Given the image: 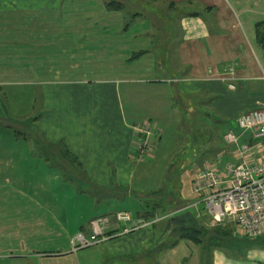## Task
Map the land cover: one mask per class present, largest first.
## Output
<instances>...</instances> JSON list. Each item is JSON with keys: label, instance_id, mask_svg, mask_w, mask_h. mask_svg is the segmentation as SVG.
Here are the masks:
<instances>
[{"label": "crops", "instance_id": "0c3cea01", "mask_svg": "<svg viewBox=\"0 0 264 264\" xmlns=\"http://www.w3.org/2000/svg\"><path fill=\"white\" fill-rule=\"evenodd\" d=\"M119 1L0 0V264H160L163 252L172 254L176 264H186L192 245L193 264H203L204 254L205 264H264V241L234 234L223 245L205 248L202 241L175 231L174 237L150 249L169 216L191 209L200 222L206 220L191 189L193 172L205 162L236 160L224 134L229 129L240 134L235 118L264 103V46L257 34V25L264 22V0H197L206 18L196 11L181 16L177 39L164 36L157 43L163 52L159 49L156 57L149 35L162 28L156 23L152 30H123L125 7L110 6ZM141 56L146 62L138 68L155 73L147 82L150 89H175L190 110L96 114L82 129L67 131L58 123L34 129L44 109L36 114L35 104L45 106L52 83L78 86L86 81L87 66L107 59L112 71L129 75L127 65ZM168 61L175 73L171 77L161 67ZM230 64L235 90L228 87L230 81L219 79ZM157 92L161 89L152 98L162 101ZM171 132L167 143L163 134ZM89 133L91 139L85 136ZM191 133L206 138L192 143L187 140ZM99 136H108L107 155L99 156L92 145ZM248 138L245 133L241 141ZM52 149L68 152L75 168L68 170V161ZM185 152L196 159L188 171L177 162L169 171L171 156ZM187 189L191 196L181 198ZM150 201L161 202L153 211V225L110 242L103 251L98 248L95 257H80L71 249L75 234L89 232L90 220L126 211L138 223L137 217L150 210ZM100 205L103 211H98ZM225 226L234 230L229 223Z\"/></svg>", "mask_w": 264, "mask_h": 264}, {"label": "rangeland", "instance_id": "374dc122", "mask_svg": "<svg viewBox=\"0 0 264 264\" xmlns=\"http://www.w3.org/2000/svg\"><path fill=\"white\" fill-rule=\"evenodd\" d=\"M171 1H174L175 3H172ZM118 4L125 7V13L124 15L122 14V17L124 19L122 22L123 30H127L129 28H134L135 30L139 27H148L147 29L152 30L156 23H158V25L162 28L160 32H158L159 30L157 31L156 28H154L153 32L151 33L152 36L149 35L151 39H154V57H156V54H158L157 52L159 51V49L160 52H163V46H158L157 43L160 42L164 36L170 37L171 39H173V42H175V40L177 39L178 33H180V30L178 28L180 25L179 21L181 16H184L187 12L193 11L198 12V14L204 18H206L207 14L206 9H204L201 2L197 0H156V2L154 0H120ZM75 11L77 13V11L79 10L76 9ZM149 52H153V49H151V47L149 49ZM141 57L135 59L134 62H131L127 65L126 69L128 71L131 70V73L129 75H126L127 73H123L121 70L112 71L111 67H109V62L107 59L106 62H99V66H97L96 64L87 66L83 74L86 81L80 83L78 86H68L64 84L52 83V86L46 89V93L48 96L46 98L47 103L45 104V106L42 105V103L35 104L34 112L36 114L40 113V109H42L43 107L44 109L40 118L41 122H37V127L34 129L42 131V129L45 127L50 128L49 125H51L52 123H58V125L61 124L62 129H66L67 131H71L74 128L82 129V123H87L92 117H95L96 114H181V111H183L184 109L190 110V105L183 103V101L180 99V96L178 97L179 94L177 93V91H174L175 89H173V91H167L166 87L162 89L163 85H152L151 89L153 91L150 93L148 92V90L151 89L150 84L147 82L151 80L150 78L153 77L155 73L153 72V70H151L152 73L148 74L145 73L144 70L138 68L140 64L146 62L143 61L144 57ZM157 63L156 69L160 66H158ZM168 63L169 61L166 63V65L165 63L164 65H161V67H164L163 75L171 77L174 76L175 73L170 69ZM128 66H132V68L128 69ZM184 72H186V70H183L182 72L180 71L177 75L181 76ZM155 89H161V93H157L160 95L158 97L162 99V101L159 100L158 102H156V98H152L153 94L155 95ZM169 119L170 121H172V116ZM115 125L116 123H114V126ZM84 126H86V128L88 129L93 128L91 124H84ZM163 135V140H166V142L168 143L169 136H172V132L170 134L164 133ZM85 136H88V138L91 139L90 133ZM99 139L100 140L97 141L98 144L97 142H95L92 145L93 147L98 148L97 152L99 156L107 155L109 147L108 136H99ZM173 150L171 151L172 153ZM51 151L56 153L59 157L60 155L57 152L63 155L61 157H64L68 161V170H73V168H75L74 158L70 156L68 152L61 151L60 149H52ZM183 159L185 160L183 161ZM55 160H57V158L52 156L51 162L55 163ZM195 160L196 159L194 157H191V154L189 152H185L183 154L177 153L175 162L180 163L178 165V168H184V170L188 171V166L194 163ZM203 165L204 164H202L200 167H203ZM89 169V167H86V170ZM190 171H193V169L190 168ZM191 194L192 192L187 189L181 198L185 197L187 199V197L191 196ZM200 209H203V207L200 206ZM103 210V206L100 205L98 211ZM189 211L191 212V209H189L188 212ZM113 216L114 215H107L106 217H108V219L110 220L111 226L116 227ZM201 222L206 226V230L200 238H202L201 240L204 244H206V246L210 245V242L213 239L221 242L225 241V236L219 234V232L215 230V227L211 225V222L207 218L205 221ZM129 234L115 237L103 243L95 244L90 247L80 248L75 252L78 251V255H80V257H95L100 254V249L98 248H101V251H103V249L106 248V246L110 242L118 239H126ZM172 236H175V232L172 233L169 238ZM155 241H153V243L151 244L150 249H152ZM186 246L187 245L185 244L184 247L186 248ZM190 248L192 254H186V264H193L196 259L195 248L193 247V245ZM165 254L166 253L164 252L162 253L161 258L163 259H161V262H159L160 264H164L165 262L162 263V261L164 260L166 261L165 264H176L175 262L171 261V258L173 257L172 254ZM180 255H182L181 250L179 251L178 257H180ZM179 261L180 263L178 262V264H184L182 260ZM205 261L206 259L204 254L202 255L201 262L205 264Z\"/></svg>", "mask_w": 264, "mask_h": 264}, {"label": "built area", "instance_id": "2783aa9c", "mask_svg": "<svg viewBox=\"0 0 264 264\" xmlns=\"http://www.w3.org/2000/svg\"><path fill=\"white\" fill-rule=\"evenodd\" d=\"M224 72L226 76L219 79L230 81L228 87L235 90L234 65H228ZM235 122L241 133L229 129L224 134V141L234 148L236 160L205 162L193 172L191 189L203 207L202 215L212 226L231 223L234 235L255 239L264 237V103L241 112ZM245 133H249V138L241 141ZM144 146L142 141L140 147ZM114 222L116 227L111 226L108 217L90 220L89 232L75 234L71 249L76 251L100 244L151 223H134L126 211L116 212ZM115 229L112 235L107 234Z\"/></svg>", "mask_w": 264, "mask_h": 264}, {"label": "trees", "instance_id": "16d2710c", "mask_svg": "<svg viewBox=\"0 0 264 264\" xmlns=\"http://www.w3.org/2000/svg\"><path fill=\"white\" fill-rule=\"evenodd\" d=\"M110 6H112V8H115V9H118V8H120V5L118 4V2H111L110 3ZM257 34H258V40H259V42L264 46V22L263 23H260V24H258L257 25ZM175 83V82H174ZM199 110H197V112H198ZM182 114H187V113H182ZM191 114H193V113H191ZM191 134H193L192 135V137L191 138H189V139H187L189 142H192L193 143V141H197V139L200 137V136H204L203 134L204 133H200V134H194V133H191ZM210 136V135H209ZM204 138H206V136H204ZM191 145H193V144H191ZM175 147V146H174ZM174 147H172L171 148V151L173 150V149H176V148H174ZM175 150H173V152H174ZM208 153V149H206V152H204V155L203 156H205V154H207ZM176 156H177V154L175 155V157H171L172 159H170V162H169V166H168V170L170 171V170H172V168H174L175 167V164H176V162H175V160H176ZM160 191L161 190H158V191H154V192H152V193H155V194H159L160 193ZM150 203V205L152 204V206H151V208H150V210H148L147 211V213L145 214V215H143L142 217H137V219H140L141 221H143V222H151L148 226H151V225H153L154 224V221H153V219L155 218V215H154V209H156L157 207H160L161 206V202H159V201H154V202H152L151 203V201L149 202ZM192 214V213H191ZM193 215V214H192ZM170 217V216H169ZM168 217V218H169ZM193 217H195L194 215H193ZM136 218V217H135ZM168 218L166 219V221L168 220ZM196 218V217H195ZM196 220H197V222L198 223H200L202 226H203V230L202 231H200V232H198V231H193V230H176V231H180V232H182L183 233V235L184 236H186V237H188L189 239H191V240H193V241H202L201 239L202 238H200L204 233H205V230H206V226L202 223V222H200V220H198L197 218H196ZM166 221H165V224H166ZM165 226V225H164ZM231 228V227H230ZM229 228V226H220V227H218V226H216L215 227V230L217 231V232H219V234H221V235H223V236H225V241H228L232 236H233V230H232V228L230 229ZM164 229V228H163ZM163 231V230H162ZM114 232H116V229L115 230H111V231H109L107 234L108 235H112ZM175 232V231H174ZM162 233V232H161ZM218 235V234H217ZM160 236V235H159ZM158 236V237H159ZM236 236V235H235ZM157 237V238H158ZM237 237H244V236H237ZM244 238H247V237H244ZM157 240V239H156ZM255 241L257 240L258 242L260 241V240H262V241H264V237H259V238H255L254 239ZM225 241H218V240H215V239H213V240H211V242H210V245H212V246H219V245H223L224 243H225ZM205 245V248H206V244H204ZM210 245H208V246H210Z\"/></svg>", "mask_w": 264, "mask_h": 264}, {"label": "water", "instance_id": "95a60500", "mask_svg": "<svg viewBox=\"0 0 264 264\" xmlns=\"http://www.w3.org/2000/svg\"><path fill=\"white\" fill-rule=\"evenodd\" d=\"M176 230H193L200 232L203 230V226L198 223L196 218L188 211L172 215L166 221L162 233L153 244L152 250L166 242L169 236Z\"/></svg>", "mask_w": 264, "mask_h": 264}]
</instances>
